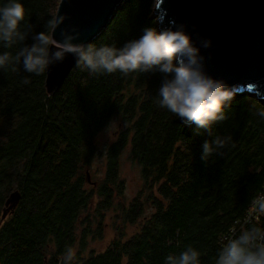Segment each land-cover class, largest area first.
Wrapping results in <instances>:
<instances>
[{
    "label": "trees",
    "instance_id": "1",
    "mask_svg": "<svg viewBox=\"0 0 264 264\" xmlns=\"http://www.w3.org/2000/svg\"><path fill=\"white\" fill-rule=\"evenodd\" d=\"M20 2L27 38L0 42V54L14 57L33 34L51 35L46 26L59 0ZM155 3L126 0L90 44L120 48L144 28L157 29ZM45 77L22 62L0 68V264H61L69 247L72 264H166L189 246L200 264H215L233 230L264 229V215L245 223L264 195L263 99L237 94L227 119L198 135L160 107V73L94 75L75 64L53 94ZM111 123L108 141L101 134ZM217 137L230 139L202 161L203 142ZM125 151L141 178L130 199L119 171ZM15 190L19 200L2 219ZM108 227L114 235L104 248L90 247Z\"/></svg>",
    "mask_w": 264,
    "mask_h": 264
},
{
    "label": "clouds",
    "instance_id": "2",
    "mask_svg": "<svg viewBox=\"0 0 264 264\" xmlns=\"http://www.w3.org/2000/svg\"><path fill=\"white\" fill-rule=\"evenodd\" d=\"M25 18V8L20 0H8L0 7V42L6 47L17 41H24L28 33L21 32L20 24ZM64 21L63 16L48 21V32H54ZM175 28V30H173ZM62 40L41 31L33 34L31 45L25 44L13 57L8 52L0 54V68L23 63L26 72L40 75L51 65L63 62L71 54L76 66L90 74L123 75L130 73H160L162 80L158 89L159 105L174 113L183 124L195 125L196 134L200 130L211 133L212 125L227 119L225 108L238 94L226 81L208 75L204 70L205 57L201 48L194 44L183 25H172L161 30L146 27L138 39L129 40L120 48L103 45L75 43L79 34L61 31ZM211 41H203V47H210ZM15 70V67H13ZM27 79L24 83H28ZM264 98V93H261ZM258 114L264 117V109ZM228 139L217 137L202 144L201 160L206 161L214 152H219ZM252 216L264 215V195L252 202ZM252 216L245 223H251ZM201 253L189 246L178 256L169 255L166 264H200ZM74 250H65L61 264H72ZM215 264H264V229L252 226L242 229L234 238L227 239L219 250Z\"/></svg>",
    "mask_w": 264,
    "mask_h": 264
},
{
    "label": "water",
    "instance_id": "3",
    "mask_svg": "<svg viewBox=\"0 0 264 264\" xmlns=\"http://www.w3.org/2000/svg\"><path fill=\"white\" fill-rule=\"evenodd\" d=\"M125 1L59 0L55 17L63 16L64 21L51 35L61 41V31L75 32L79 39L73 42L89 44L104 32ZM153 17L157 18V31L172 22L184 26L201 48L208 75L226 81L238 94L246 92L264 100V0H156ZM207 40L211 45L204 48L203 41ZM75 64L69 54L63 62L46 69L49 94L60 88ZM19 197L17 190L10 193L2 219L14 209Z\"/></svg>",
    "mask_w": 264,
    "mask_h": 264
},
{
    "label": "rangeland",
    "instance_id": "4",
    "mask_svg": "<svg viewBox=\"0 0 264 264\" xmlns=\"http://www.w3.org/2000/svg\"><path fill=\"white\" fill-rule=\"evenodd\" d=\"M152 17H153V14H152ZM153 18H156V17H153ZM114 129H115V123H111L107 131L101 134V137L105 140L111 141L114 138ZM119 171H120L121 178H123L125 182L126 198L130 199L139 190L141 186V178H140L139 166L129 159L127 151H125L120 157ZM106 229H107V232H106L103 242L93 241L90 243V247L101 248V249L104 248L106 243L109 242L112 236L114 235V230H112L111 227H108Z\"/></svg>",
    "mask_w": 264,
    "mask_h": 264
},
{
    "label": "built area",
    "instance_id": "5",
    "mask_svg": "<svg viewBox=\"0 0 264 264\" xmlns=\"http://www.w3.org/2000/svg\"><path fill=\"white\" fill-rule=\"evenodd\" d=\"M251 210H252V208H251ZM251 210L249 211L248 215L246 216V221L249 219L250 216H252V211H251ZM253 217H254V216H252V218H253ZM235 232H236V231H234V230L232 231V233H231V237H229V239H231V238L234 237Z\"/></svg>",
    "mask_w": 264,
    "mask_h": 264
}]
</instances>
